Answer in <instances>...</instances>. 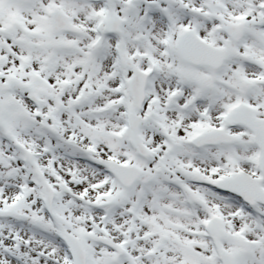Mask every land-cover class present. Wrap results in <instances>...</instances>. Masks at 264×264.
Wrapping results in <instances>:
<instances>
[{"label":"snow or ice","instance_id":"6c2138e0","mask_svg":"<svg viewBox=\"0 0 264 264\" xmlns=\"http://www.w3.org/2000/svg\"><path fill=\"white\" fill-rule=\"evenodd\" d=\"M0 264H264V0H0Z\"/></svg>","mask_w":264,"mask_h":264}]
</instances>
